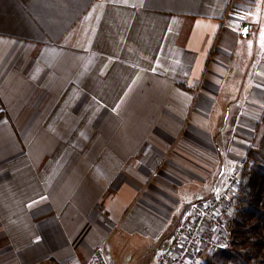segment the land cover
<instances>
[{"label": "crops", "instance_id": "obj_1", "mask_svg": "<svg viewBox=\"0 0 264 264\" xmlns=\"http://www.w3.org/2000/svg\"><path fill=\"white\" fill-rule=\"evenodd\" d=\"M263 108L264 0H0V264H152Z\"/></svg>", "mask_w": 264, "mask_h": 264}, {"label": "built area", "instance_id": "obj_2", "mask_svg": "<svg viewBox=\"0 0 264 264\" xmlns=\"http://www.w3.org/2000/svg\"><path fill=\"white\" fill-rule=\"evenodd\" d=\"M249 160L240 163L229 174L221 189L208 197L193 201L181 221L164 242L152 264H203L206 257L226 248L228 223L235 210L240 185L241 168ZM87 264H114L103 250L95 251Z\"/></svg>", "mask_w": 264, "mask_h": 264}, {"label": "trees", "instance_id": "obj_3", "mask_svg": "<svg viewBox=\"0 0 264 264\" xmlns=\"http://www.w3.org/2000/svg\"><path fill=\"white\" fill-rule=\"evenodd\" d=\"M259 140L247 152L226 248L205 264H264V108ZM203 263V264H204Z\"/></svg>", "mask_w": 264, "mask_h": 264}, {"label": "water", "instance_id": "obj_4", "mask_svg": "<svg viewBox=\"0 0 264 264\" xmlns=\"http://www.w3.org/2000/svg\"><path fill=\"white\" fill-rule=\"evenodd\" d=\"M248 24L244 23L242 27V35L245 36L247 33Z\"/></svg>", "mask_w": 264, "mask_h": 264}, {"label": "rangeland", "instance_id": "obj_5", "mask_svg": "<svg viewBox=\"0 0 264 264\" xmlns=\"http://www.w3.org/2000/svg\"><path fill=\"white\" fill-rule=\"evenodd\" d=\"M227 231H228V228H227ZM228 234H229V232H228ZM228 240H229V236H228ZM228 240H227V244H228ZM207 259H209V258L206 257L205 260H207ZM204 264H205V263H204Z\"/></svg>", "mask_w": 264, "mask_h": 264}]
</instances>
